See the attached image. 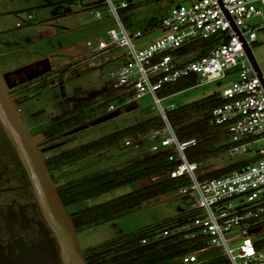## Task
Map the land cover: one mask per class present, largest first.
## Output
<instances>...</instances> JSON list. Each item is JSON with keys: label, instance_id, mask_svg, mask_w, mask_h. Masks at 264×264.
Here are the masks:
<instances>
[{"label": "rangeland", "instance_id": "obj_1", "mask_svg": "<svg viewBox=\"0 0 264 264\" xmlns=\"http://www.w3.org/2000/svg\"><path fill=\"white\" fill-rule=\"evenodd\" d=\"M98 0H0V68L11 79H40V86L33 87L21 94L23 100L19 107L29 125L35 127L49 119V113L65 112L75 107L87 111L88 121L109 111L114 104L121 113L115 117L90 124L77 130L70 141L54 150L68 148L92 141L117 130L136 124L161 114L162 107L167 110L222 91L238 76V69H231L220 80L199 82L185 90L162 97L161 103L155 101L151 93L137 99V106L127 109V100L134 94L125 92L113 83V73H117L125 61V48L111 46L104 50H94L100 40L110 41V28L119 25L107 3ZM143 4L136 9L137 20L134 31L144 30L152 17L161 19L176 3L191 4L195 0H138ZM146 1V2H145ZM117 3V0H115ZM137 2V1H136ZM96 9L103 17L96 16ZM162 34L161 31L147 33L136 43H143ZM88 41H92L90 45ZM251 48L264 72V29L258 31L257 41ZM50 67V68H49ZM49 68V69H48ZM45 69H48L44 71ZM39 73V74H37ZM43 79V80H42ZM24 82H18L22 84ZM11 84V82H10ZM16 85L11 84V87ZM115 92L111 98L109 92ZM93 107V110H92ZM44 112L31 115L29 110ZM29 113V112H28ZM32 126V125H31ZM147 133L143 143L126 146L122 141L116 148L105 150L100 156H91L69 164L56 171L59 184L75 177L88 175L97 170L122 166L132 159L152 152L155 138ZM167 133L162 129L160 134ZM130 138V137H129ZM231 142L223 139L221 143ZM260 142L243 154H231L229 150L214 153L199 161L198 175L234 163L241 158L255 155ZM162 172L148 176L99 196L69 206L68 211L100 203L116 196L157 182L167 176ZM191 198L177 189L172 194L151 199L141 207L125 212L118 217L100 224L91 225L78 231L83 249L99 245L118 235L145 230L148 227L163 228L170 218L191 212ZM63 238L64 263L71 264L66 239ZM220 247H213L201 253L203 260L214 255H222ZM66 264V263H65Z\"/></svg>", "mask_w": 264, "mask_h": 264}, {"label": "built area", "instance_id": "obj_2", "mask_svg": "<svg viewBox=\"0 0 264 264\" xmlns=\"http://www.w3.org/2000/svg\"><path fill=\"white\" fill-rule=\"evenodd\" d=\"M138 0H103L118 25L110 28V41L100 40L94 50L111 46L125 48V61L113 82L125 92H132L127 102L151 93L159 104L160 89L182 77L196 74L199 82H211L238 69V76L222 90L225 102L214 107L210 122L230 134L231 154H243L260 142L251 164L218 177L201 178L199 162L190 160L187 150L196 145L195 137L180 139L170 122L167 109L161 116L167 133L152 132V151L172 150L169 160L177 162L171 177H186L178 190L191 198V215L184 223H171L163 234L185 232L187 238H200L197 250L182 255L183 264H264V84L246 52L244 41L251 44L264 29V0H195L191 4H173L162 17V34L136 43L145 30L129 31L120 9ZM96 16L103 13L96 9ZM237 28V29H236ZM239 31V32H238ZM157 32V31H156ZM218 35L219 41L205 55L200 49L183 52L182 48L197 39ZM90 45L92 41H88ZM176 105L172 104L170 108ZM116 109L110 104L109 111ZM133 144L132 139L125 141ZM149 238H143L142 242ZM220 247L222 255L203 260L201 253Z\"/></svg>", "mask_w": 264, "mask_h": 264}, {"label": "trees", "instance_id": "obj_3", "mask_svg": "<svg viewBox=\"0 0 264 264\" xmlns=\"http://www.w3.org/2000/svg\"><path fill=\"white\" fill-rule=\"evenodd\" d=\"M97 2L102 3L103 0H98ZM142 4L143 1H137L120 9L123 22L131 32H134V23L138 19L136 9ZM161 19L152 17L148 20L144 27L146 34L158 31ZM219 39L220 37L218 35L197 39L185 45L182 51L191 52L200 49L201 54L205 55ZM198 83L199 78L196 74L188 75L175 82L166 83L158 94L164 97L195 86ZM108 94L111 98L115 97V92L113 91ZM223 102H225V98L222 96V91H219L211 93L201 99L176 105L174 108L167 110L168 118L175 126L180 139L192 137L198 139L197 144L187 150V156L190 160L199 162L214 153L227 150L231 147L232 142L221 143L223 139H229V132L221 126L213 125L210 122L212 110ZM87 117V111L80 105L79 107L54 115L51 118L50 126L44 130V133L49 138L48 140L58 135L65 137L72 132L67 131L69 128L76 127V130L73 129V131H77L79 130L77 129L78 127L87 123ZM164 127L165 121L159 114L92 141L64 150L57 155L46 158V163L55 179L54 172L60 171L69 164L76 163L81 159L91 156H100L105 150L119 147L122 141L126 146L141 145L147 133L157 129H163ZM129 137L133 141L131 145L125 143ZM171 151L166 149L152 151L149 154L132 159L122 166L97 170L91 174L75 177L59 184L57 186L58 191L68 209L69 206L77 205L80 202L120 188L136 180L162 172L168 173L161 180L147 186L100 203L74 209L71 212L68 211L73 218L77 231L111 220L125 212L141 207L148 200L169 195L176 191L187 180L184 176H170V170L177 165V162L169 160ZM256 159L257 156L241 158L234 163L199 176L201 178L222 176L236 168L247 166ZM190 215L191 212H187L174 216L168 220L166 225H170L171 223H184L188 221ZM163 228L160 229L159 226H155L148 227L145 230L121 234L99 245L83 249L87 263L183 264V254L200 248V238H187L185 232H172L164 235ZM143 238L149 239L146 242H142Z\"/></svg>", "mask_w": 264, "mask_h": 264}, {"label": "flooded vegetation", "instance_id": "obj_4", "mask_svg": "<svg viewBox=\"0 0 264 264\" xmlns=\"http://www.w3.org/2000/svg\"><path fill=\"white\" fill-rule=\"evenodd\" d=\"M10 82L16 85L9 87L11 98L29 129L34 135H44L38 146L45 161L46 158L64 151L54 152L70 141L71 137L68 136L76 132L73 131L76 127L67 130L72 131L70 135L63 137L57 134L58 136L50 140L44 133L51 124V118L62 112L49 113V119L35 127L33 124L32 126L28 124L23 110L18 106L26 100V96L21 100V94L40 86L41 80L35 78L33 81L28 79L18 81L13 78ZM18 82L24 83L18 84ZM37 111L39 109H32L26 113L36 115L39 114L36 113ZM54 176L56 179V171ZM55 182L58 186V181ZM62 237L66 239L60 222L52 213L31 157L0 104V264H15L22 260L34 264V258L50 255L51 245L56 248L58 264H67L66 260L64 263Z\"/></svg>", "mask_w": 264, "mask_h": 264}, {"label": "water", "instance_id": "obj_5", "mask_svg": "<svg viewBox=\"0 0 264 264\" xmlns=\"http://www.w3.org/2000/svg\"><path fill=\"white\" fill-rule=\"evenodd\" d=\"M241 38L244 41V46L250 58V61L253 64L255 70L257 71L259 77L261 78L264 84V72L263 69L261 68V65L259 64V61L257 60L251 46L245 41V38L243 36H241ZM48 69H45L44 71ZM9 87H11V84L9 83L8 75L4 74L0 68V101L3 105V108L7 114L8 119L13 124L14 128L17 130L25 148L29 153V156L31 157L32 164L34 166L38 178L40 179L43 185L52 213L54 214L56 219L60 222L64 230L65 237L68 243L71 262L72 264H88L85 258L84 250L82 248L78 231L74 224L73 218L68 212L60 196V193L57 188V184L42 155L41 149L38 146V142L44 138V135L43 134L34 135L31 132L27 123L25 122V120L21 115L19 108L11 98ZM136 106H137V102L133 101L127 105V109H133ZM44 110L45 109H41L36 113H41ZM120 112L121 111L118 108L108 111L102 115L95 117L94 119L88 121L87 123L81 125L77 129L85 128L90 124H96L101 121L107 120L109 118L115 117L119 115ZM56 257H57L56 248L53 245H51L49 256L44 255L40 258L36 257L34 258L33 261L34 264H58ZM15 264H32V263L27 260H22V261H17Z\"/></svg>", "mask_w": 264, "mask_h": 264}, {"label": "bare ground", "instance_id": "obj_6", "mask_svg": "<svg viewBox=\"0 0 264 264\" xmlns=\"http://www.w3.org/2000/svg\"><path fill=\"white\" fill-rule=\"evenodd\" d=\"M0 104H1V106H2V108H3V105H2V103H1V101H0ZM3 110H4V108H3ZM4 112H5V110H4ZM5 114H6V112H5ZM6 116H7V114H6ZM7 119H8V117H7ZM9 120V119H8ZM9 122H10V120H9ZM11 123V122H10ZM11 125L13 126V124L11 123ZM13 128H14V126H13ZM15 129V128H14ZM15 131L17 132V130L15 129ZM17 134H18V132H17ZM18 136L20 137V135L18 134ZM20 139H21V137H20ZM21 141H22V139H21ZM22 144H23V142H22ZM23 146H24V144H23ZM24 148H25V146H24ZM26 149V148H25ZM27 150V149H26ZM28 152V151H27ZM40 180V179H39ZM41 182V181H40ZM42 184V183H41ZM43 186V185H42ZM44 189V188H43ZM56 218V217H55ZM58 221V220H57ZM64 231V230H63ZM65 234V233H64ZM66 241H67V239H66ZM67 246H68V243H67ZM68 251H69V248H68ZM69 257H70V254H69ZM70 259V258H69ZM70 261H71V259H70ZM71 264H72V262H71Z\"/></svg>", "mask_w": 264, "mask_h": 264}, {"label": "crops", "instance_id": "obj_7", "mask_svg": "<svg viewBox=\"0 0 264 264\" xmlns=\"http://www.w3.org/2000/svg\"><path fill=\"white\" fill-rule=\"evenodd\" d=\"M122 65V64H121ZM114 83V82H113ZM87 201V200H86Z\"/></svg>", "mask_w": 264, "mask_h": 264}]
</instances>
